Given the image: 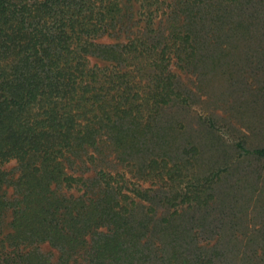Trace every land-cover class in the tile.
Here are the masks:
<instances>
[{
  "label": "trees",
  "instance_id": "16d2710c",
  "mask_svg": "<svg viewBox=\"0 0 264 264\" xmlns=\"http://www.w3.org/2000/svg\"><path fill=\"white\" fill-rule=\"evenodd\" d=\"M137 2L143 34L110 45L97 40L124 19L121 0H0V264H51L45 243L58 252L54 264H264L259 174L216 158L200 176L195 160L206 149L185 125L190 156L147 164L157 190L167 189L160 203L170 211L159 220L158 195L123 174L66 171L70 155L112 140L117 120L150 125L165 107L196 101L175 68L196 76L198 93L210 69L225 75L241 57L238 71L260 69L255 95L264 105V0ZM235 148L238 158H264V145ZM11 160L16 178L1 168Z\"/></svg>",
  "mask_w": 264,
  "mask_h": 264
},
{
  "label": "rangeland",
  "instance_id": "374dc122",
  "mask_svg": "<svg viewBox=\"0 0 264 264\" xmlns=\"http://www.w3.org/2000/svg\"><path fill=\"white\" fill-rule=\"evenodd\" d=\"M175 3L176 0H166ZM120 14H125L124 19L114 27H110L97 41L101 44L119 45L129 38L141 36L144 32V22L135 16L134 11L138 9L137 0H121ZM130 14V15H129ZM164 17L155 20L158 26L159 21L165 23ZM163 21V22H162ZM254 48V60L256 58L257 44ZM227 66L225 75L219 69H210L207 75L204 89L196 93L197 79L191 73L179 69H173L178 75V85L182 90L195 92L196 101L188 106L173 104L162 109L160 114L147 125V118L134 120L124 118L117 120L115 129L112 132L114 138L102 136L97 140L96 148L86 145L79 155H70L72 163H66V171L76 176L82 175L90 178L96 175L101 169L110 174H123L128 183L148 188L149 193L158 195L153 199V206L156 211L152 220H159L168 215L170 209L160 203V199L167 193V189H158V185L152 177L147 175L148 161L151 159L160 160L162 156L173 153L177 160H183L190 156L186 146L188 140H184L183 126L192 132L190 140L205 146L206 153L197 161V172L205 176L210 171L206 169L211 162L220 159L232 161L236 158L241 174L250 171L259 174L258 184L264 186V158L248 159L238 158L239 151L235 148V142L243 141L249 149L264 145V111L262 101L258 100L255 92L258 88V78L261 77L259 67L255 64L244 69L237 70L241 66L242 58L232 57ZM91 63L105 65L109 62L100 57H91ZM110 65V63H109ZM232 77L235 79L229 80ZM238 79L239 83H235ZM212 121V126L208 123ZM209 124V125H208ZM166 133L169 140H162L161 136ZM159 135V136H158ZM158 136V137H157ZM117 138L120 141L116 142ZM169 142V143H168ZM168 143V144H167ZM193 143V144H194ZM172 147L174 149H172ZM190 150V149H189ZM188 152V153H187ZM1 168L16 178L18 176L17 165L14 160L1 165ZM196 172V173H197ZM253 176V174H252ZM254 178V176H253ZM61 190H65L64 188ZM7 195L13 193V187H6ZM74 195L81 192L71 190ZM257 193V191H256ZM146 202L143 206L135 207L136 218H141L145 211ZM134 209V208H133ZM102 227L100 231H105ZM42 252L50 256L51 264H54L58 252L47 243L41 244Z\"/></svg>",
  "mask_w": 264,
  "mask_h": 264
}]
</instances>
